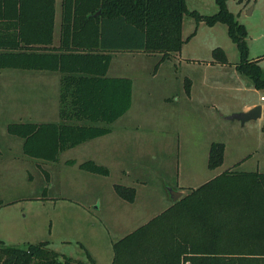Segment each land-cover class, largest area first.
Returning <instances> with one entry per match:
<instances>
[{
  "label": "rangeland",
  "instance_id": "1",
  "mask_svg": "<svg viewBox=\"0 0 264 264\" xmlns=\"http://www.w3.org/2000/svg\"><path fill=\"white\" fill-rule=\"evenodd\" d=\"M187 3L190 10L202 14L210 15L218 10L215 0H187ZM228 6L248 29L250 58L259 59L264 69V0H228ZM196 26V20L186 16L184 38ZM216 47L227 54L229 61L225 66L215 61ZM182 50L181 58L173 55L158 70L160 55L115 52L109 75L134 78V105L113 124L112 133L63 151L56 162L25 155L23 140L8 133L7 126L19 121H59L60 81L41 83L36 89L40 96L31 97L34 104L30 105L37 107L41 102V108L30 107L27 111L22 108L25 105L7 104L12 97L7 96L9 70L3 71L4 75L0 76V239L21 247L48 241L62 260L71 256L90 264L81 246L87 244L96 251L105 250L98 264H110L114 255L112 243L164 211L170 203L163 198L168 190L183 189L187 194L231 166L264 172V116L244 124L229 119L233 114L229 113L230 107L247 100L261 101L264 90L252 93L230 88L235 82L251 80L241 73L235 76L239 51L226 25L217 23L212 27L200 22L197 35ZM213 61L216 64L208 66ZM154 69L158 76L152 80L148 74ZM186 77L195 80L192 100L186 98ZM214 80L221 84L212 86ZM147 81L153 83L154 92L138 103L139 85ZM219 141L226 143L225 161L217 169H211L209 147ZM93 158L107 166L110 174H94L79 167ZM140 178L147 182L138 183ZM115 184L138 188L135 202L120 198L114 190ZM127 219L132 220L123 226V220Z\"/></svg>",
  "mask_w": 264,
  "mask_h": 264
},
{
  "label": "trees",
  "instance_id": "2",
  "mask_svg": "<svg viewBox=\"0 0 264 264\" xmlns=\"http://www.w3.org/2000/svg\"><path fill=\"white\" fill-rule=\"evenodd\" d=\"M215 1L218 10L209 15L190 10L187 0H0V71L60 73L59 121L11 122L8 133L23 140L25 155L52 162L67 149L111 133L113 124L132 108L134 86L131 77L109 75L114 53L160 55L157 68L182 51L200 22L226 25L239 51L236 69L264 90V69L259 59L250 58L246 25L228 0ZM186 16L197 22L187 39ZM213 56L219 63L229 61L221 47ZM191 87L186 77L187 94ZM225 151L224 142H212L209 168L223 164ZM79 166L110 174L94 160ZM114 188L122 199L135 200L136 188ZM113 250L111 264H264V172L225 170L114 242ZM87 257L90 264H98L89 252ZM0 264L86 262L71 256L62 260L48 241L21 247L0 239Z\"/></svg>",
  "mask_w": 264,
  "mask_h": 264
},
{
  "label": "crops",
  "instance_id": "3",
  "mask_svg": "<svg viewBox=\"0 0 264 264\" xmlns=\"http://www.w3.org/2000/svg\"><path fill=\"white\" fill-rule=\"evenodd\" d=\"M59 25H60V8H58V16H57V20H56V25H55V37L56 39L59 37ZM215 26V25H214ZM212 26V27H214ZM197 30H198V26H197ZM197 35V32L196 34L193 36L195 37ZM192 38V37H191ZM190 38V39H191ZM189 41V40H188ZM187 41V42H188ZM185 45V44H184ZM183 50L178 54V56L181 58L182 57V53ZM139 54H144L146 55V53L144 52H139ZM252 59H257V58H252ZM216 63L215 62H211L210 65L208 66H214ZM225 66V64H222ZM160 67V66H159ZM235 67V65H234ZM159 68H157L158 70ZM4 70H7V69H4ZM4 70H1L0 71V76H3L4 73L3 71ZM9 72L6 73V80H7V87L10 89L8 90L7 92V96L10 97V95L12 96L11 97V100H9L7 102V104H11V105H25V107H22L24 108L25 110L29 111L30 110V107L32 108H35V109H38V108H41L40 107V104L41 102H39L37 105V107H34V106H30L31 103L34 104V101L32 100L31 97L33 96H40V92H36V89H38V87H41V83H43V85H47L48 83H51V81H54L55 84L57 83V80L60 81V75L59 72H56V71H44V70H24V69H8ZM235 70H236V73H235V76H238L240 74V72L236 69L235 67ZM54 74V75H53ZM149 77L152 79V80H155L157 78V71L154 69L153 73L151 74H148ZM112 76H124V75H112ZM189 78V77H188ZM133 79V83H134V86H133V105H134V100H135V80L134 78ZM191 79V78H190ZM192 80V79H191ZM221 84V82L219 80H214L211 82V85L212 86H215L217 87L218 84ZM169 84V82H168ZM184 84H185V79H184ZM171 86V84H170ZM12 87H16L14 89H12ZM18 87H21V88H25L27 89L28 91L25 92V91H21L19 89H17ZM154 85L152 82L150 81H147L146 83H143L139 85V92H138V95H139V98H138V103L140 101L143 102L145 100L146 97L148 96H151L154 92ZM231 89H236L238 91H250V92H260L262 90H259L257 89L254 84L251 82H242V81H239V82H235L234 86H231L230 87ZM186 90V89H185ZM196 91V85H195V80H192V87H191V92L190 94H187L186 95V98H188V100H192V98L194 97V92ZM187 92L185 91V94ZM2 94V92L0 91V95ZM19 95H22L21 97ZM28 95V96H27ZM27 96V99L24 100L23 97ZM264 95L261 96V101L260 100H247L245 102H243L242 104H239V105H234L232 107H230V110H229V113H236V112H242V111H248L249 109H251L252 107H254L255 105H258V104H261L262 105V116L258 119H261L263 118L264 116V103L262 101H264L263 99ZM21 98V99H20ZM168 99V98H167ZM181 99H179V101H177V104L179 103L180 105V101ZM132 105V106H133ZM47 106V105H46ZM13 107H17V106H13ZM140 107V106H139ZM42 108H44V110H47V107L45 106H42ZM16 109V108H14ZM129 112V111H128ZM123 117V116H122ZM121 117V118H122ZM121 118H119L118 120H120ZM256 119V120H258ZM117 120V121H118ZM116 121V122H117ZM115 122V123H116ZM246 125V124H245ZM264 128V127H263ZM112 133V132H111ZM110 134V133H109ZM108 135V134H107ZM102 137V136H101ZM90 141V140H89ZM223 142V141H221ZM212 144V143H211ZM226 145V143H225ZM211 146V145H210ZM210 149V147H209ZM226 153V151H225ZM225 157H226V154H225ZM225 157H224V161H225ZM90 160H94L96 161L97 163H99L98 160L96 159H90ZM209 161V160H208ZM224 163V162H223ZM101 164V163H99ZM239 163H235L234 165H238ZM103 165V164H102ZM105 166V165H104ZM80 167V166H79ZM235 167L237 166H231L227 169H236ZM217 169V168H215ZM226 169V170H227ZM239 170V169H238ZM225 170L223 171H220L218 172L217 174H215V176L221 174L222 172H224ZM242 171H249V170H242ZM251 171V170H250ZM259 171V170H257ZM128 172V171H127ZM261 172V171H259ZM214 176V177H215ZM213 177V178H214ZM139 181V182H138ZM137 182L138 183H143V182H147V180H144V179H137ZM115 186V185H114ZM133 187V186H132ZM136 188V187H134ZM176 189V188H175ZM115 190V188H114ZM178 191H181L183 194L182 196L185 194V191L183 189H176ZM116 192V191H115ZM139 190L138 188H136V196L138 194ZM118 195V194H117ZM119 196V195H118ZM120 197V196H119ZM166 197V199H169V205L166 207L169 208L171 205L174 204V200L172 199L171 197V194H170V191L168 190V193H164L163 195V198ZM121 198V197H120ZM136 200V198H135ZM135 200L133 202H129V203H134ZM163 212V211H162ZM132 219H127V220H123L122 222V225L124 226L125 224H128ZM116 242V241H115ZM112 245H114V243H112ZM81 246L83 247V249L85 250V253L87 255V252H89L91 254V256L94 258V260L96 261V263H99L100 260H98V258H103L105 255V250L104 249H101L99 248V250H95L92 246L90 245H87V244H81ZM114 252V250H113ZM107 255L109 256L110 255V252L109 250L107 251ZM114 257V255H113ZM88 258V257H87ZM112 259L110 264L112 263L113 261V258H110Z\"/></svg>",
  "mask_w": 264,
  "mask_h": 264
},
{
  "label": "water",
  "instance_id": "4",
  "mask_svg": "<svg viewBox=\"0 0 264 264\" xmlns=\"http://www.w3.org/2000/svg\"><path fill=\"white\" fill-rule=\"evenodd\" d=\"M261 116H262V105L258 104L252 107L251 109H249L248 111L233 113L229 117V119L231 120L238 119L244 124L250 120H256L260 118ZM170 194H171L172 199L176 202L182 197L183 193L181 191L170 189Z\"/></svg>",
  "mask_w": 264,
  "mask_h": 264
},
{
  "label": "built area",
  "instance_id": "5",
  "mask_svg": "<svg viewBox=\"0 0 264 264\" xmlns=\"http://www.w3.org/2000/svg\"><path fill=\"white\" fill-rule=\"evenodd\" d=\"M263 99H264V97H263Z\"/></svg>",
  "mask_w": 264,
  "mask_h": 264
}]
</instances>
